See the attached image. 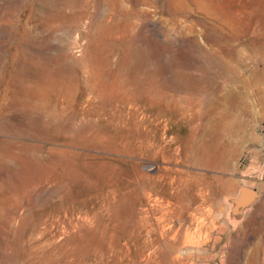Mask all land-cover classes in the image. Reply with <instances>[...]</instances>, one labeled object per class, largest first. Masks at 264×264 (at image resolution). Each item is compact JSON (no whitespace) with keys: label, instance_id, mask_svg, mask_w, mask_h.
<instances>
[{"label":"rangeland","instance_id":"1","mask_svg":"<svg viewBox=\"0 0 264 264\" xmlns=\"http://www.w3.org/2000/svg\"><path fill=\"white\" fill-rule=\"evenodd\" d=\"M263 69L264 0H0V264H264Z\"/></svg>","mask_w":264,"mask_h":264},{"label":"water","instance_id":"2","mask_svg":"<svg viewBox=\"0 0 264 264\" xmlns=\"http://www.w3.org/2000/svg\"><path fill=\"white\" fill-rule=\"evenodd\" d=\"M261 196V192L258 189L241 185L236 196L226 201L229 207L228 220L232 224L240 222L244 215L260 200ZM237 207H240V211L236 213Z\"/></svg>","mask_w":264,"mask_h":264},{"label":"bare ground","instance_id":"3","mask_svg":"<svg viewBox=\"0 0 264 264\" xmlns=\"http://www.w3.org/2000/svg\"><path fill=\"white\" fill-rule=\"evenodd\" d=\"M264 70V69H263ZM229 72V71H228ZM264 71H262V73H263ZM262 78L264 77V76H261ZM262 81H264L263 79H262ZM264 83V82H263ZM229 103V102H228ZM244 103V102H243ZM245 104V103H244ZM246 105H247V103H246ZM232 106V105H231ZM230 106V107H231ZM242 106V105H241ZM245 106V105H244ZM250 106V105H249ZM260 106V105H259ZM262 107V106H261ZM232 108V107H231ZM238 110V109H237ZM253 110V109H252ZM250 111V110H249ZM258 111H261L260 109L258 110ZM240 113V112H239ZM259 113V112H258ZM261 113V112H260ZM244 114H245V112H244ZM262 114V113H261ZM251 115V114H250Z\"/></svg>","mask_w":264,"mask_h":264},{"label":"crops","instance_id":"4","mask_svg":"<svg viewBox=\"0 0 264 264\" xmlns=\"http://www.w3.org/2000/svg\"><path fill=\"white\" fill-rule=\"evenodd\" d=\"M253 188H255V187H253ZM255 189H257V188H255ZM255 206V205H254ZM253 206V207H254ZM238 211H240V207H237V209H236V213L238 212ZM248 213H250V212H248ZM248 213H246L245 215H244V217H246L247 215H248Z\"/></svg>","mask_w":264,"mask_h":264}]
</instances>
